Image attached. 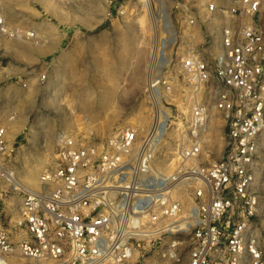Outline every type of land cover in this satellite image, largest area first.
<instances>
[{
    "label": "built area",
    "instance_id": "built-area-1",
    "mask_svg": "<svg viewBox=\"0 0 264 264\" xmlns=\"http://www.w3.org/2000/svg\"><path fill=\"white\" fill-rule=\"evenodd\" d=\"M263 5L211 2L207 24L228 21L219 40L209 29L199 45L181 28L196 24L184 9L173 44L184 49L174 58L163 44L167 58L159 52L151 63L150 124L131 122L101 140L64 135L40 189L23 190L14 229L0 225V264L16 256L32 264H264V202L254 188L264 134V32L255 18ZM1 37L39 42L9 25L3 0ZM177 82L190 95L179 123ZM213 129L222 132L221 158L191 162L214 153ZM6 133L0 126V158L10 151ZM170 140L176 149L162 167Z\"/></svg>",
    "mask_w": 264,
    "mask_h": 264
},
{
    "label": "rangeland",
    "instance_id": "rangeland-1",
    "mask_svg": "<svg viewBox=\"0 0 264 264\" xmlns=\"http://www.w3.org/2000/svg\"><path fill=\"white\" fill-rule=\"evenodd\" d=\"M211 2L232 0H3L9 25L35 32L39 42L30 37L0 38V73L4 72L0 126L6 127L10 145L9 153L0 158L1 226L14 229L23 190L40 189L41 175L54 160L61 136L101 140L136 121L147 128L153 116L145 91L151 63L159 52L176 58L184 49V43H177L164 52L166 31L176 35L180 24L175 22H185L186 9L196 24H181V28L194 36L195 45L208 38L209 29L219 40L222 23L228 20L216 17L213 28L207 24L213 17L208 11ZM255 21L264 32V5ZM33 48L41 54L35 55ZM181 85L177 82L172 91L177 123L190 109V95ZM221 115L213 109L217 123ZM209 144L214 153L204 152L191 162L221 158V130H212ZM162 149L159 164L163 167L176 144L170 140ZM259 152L254 188L263 203L264 134ZM12 263L32 264L33 260L16 256Z\"/></svg>",
    "mask_w": 264,
    "mask_h": 264
},
{
    "label": "bare ground",
    "instance_id": "bare-ground-1",
    "mask_svg": "<svg viewBox=\"0 0 264 264\" xmlns=\"http://www.w3.org/2000/svg\"><path fill=\"white\" fill-rule=\"evenodd\" d=\"M143 1V0H142ZM150 1V0H149ZM147 3H148V1H147ZM162 7H161V13H160V17H161V20H162V23H163V19H162ZM173 28H174V26H173ZM167 29H169V27H167V26H165V31L167 30ZM167 31H169V33L167 32ZM166 31V33H167V39H166V46H172L173 44H174V42H175V35H173L174 33H171L170 32V29L169 30H167ZM172 34V35H171ZM161 55V54H160ZM167 58V55H161V58ZM162 58V59H163ZM157 100H159V98H157ZM61 138H63V136H61L60 138H59V141H61ZM1 167V166H0ZM9 177H11V178H13V174H11V173H8V172H5Z\"/></svg>",
    "mask_w": 264,
    "mask_h": 264
},
{
    "label": "crops",
    "instance_id": "crops-1",
    "mask_svg": "<svg viewBox=\"0 0 264 264\" xmlns=\"http://www.w3.org/2000/svg\"><path fill=\"white\" fill-rule=\"evenodd\" d=\"M33 52H34L35 55H40L41 54V51L38 50L37 48H35V49L33 48ZM37 58L39 59V57H37ZM3 79H4V72H1L0 73V81H2Z\"/></svg>",
    "mask_w": 264,
    "mask_h": 264
}]
</instances>
